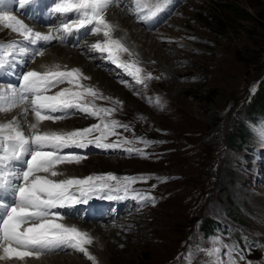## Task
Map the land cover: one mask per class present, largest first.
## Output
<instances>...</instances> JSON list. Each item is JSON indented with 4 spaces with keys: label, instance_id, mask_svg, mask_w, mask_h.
Returning a JSON list of instances; mask_svg holds the SVG:
<instances>
[{
    "label": "rangeland",
    "instance_id": "1",
    "mask_svg": "<svg viewBox=\"0 0 264 264\" xmlns=\"http://www.w3.org/2000/svg\"><path fill=\"white\" fill-rule=\"evenodd\" d=\"M36 4L21 12L35 17ZM132 7L130 0L117 6L138 28L134 47L115 35L132 53H121V59L137 61L141 75L151 73L153 78L144 87L111 62L105 69L120 95L88 86L113 98L95 103L116 108L110 118L129 125V131L117 129L121 138L154 143L124 146L143 149V157L94 145L63 152L84 157L77 164L79 177H148L132 187L150 193L156 203L144 206L97 195L64 210H77L84 220L123 225L117 235L129 244H116L110 262L101 264H184L186 250L196 249L201 251L195 252L193 264H207L210 258L203 250L214 247L221 249L225 262L264 264V115L244 121V139L233 134L264 79V0H172L170 10L148 23L130 14ZM87 34L82 30L79 36ZM156 97L162 109L149 102ZM63 120L75 125L70 130L99 122L76 110ZM250 120L256 125L250 126ZM230 135L232 141L227 140ZM115 140L112 136L108 142ZM207 218L217 225L207 229Z\"/></svg>",
    "mask_w": 264,
    "mask_h": 264
},
{
    "label": "snow or ice",
    "instance_id": "2",
    "mask_svg": "<svg viewBox=\"0 0 264 264\" xmlns=\"http://www.w3.org/2000/svg\"><path fill=\"white\" fill-rule=\"evenodd\" d=\"M130 2L133 5L129 9L130 14L148 23L158 14L170 10L172 0ZM35 3L36 0H0V30L7 29L16 34L12 40H0V74L18 65L35 62L36 56H45L46 45L53 41L63 43L67 37L83 29L102 37L90 46L91 51L107 53V58L135 83L147 87L145 81L152 79V74L142 76L143 69L137 61L121 59V53H132L113 37L114 26L107 19L110 8L124 4L125 0H55L51 13L58 16L60 24L47 32L13 14V6L26 13V6ZM36 45L40 47H34ZM41 67L45 70L22 72L16 85L0 83V262L27 264L28 258L39 259L43 255L71 249L83 254L92 264H100L88 247L93 244L94 237L87 229L65 223V214L58 210L87 203L97 195L108 199H131L144 206L155 204L156 198L133 189L134 184L146 182L148 177L143 175L137 180L113 173L87 177L67 174L59 166L78 164L84 157L77 153H64L63 150L84 149L89 145L100 149H121L138 142L147 148L154 142L142 138H121L117 129L129 131V125L110 118L116 108L95 103L96 99L112 101L113 98L85 85L83 81L91 77L80 68L69 69L67 65L62 68L60 64ZM53 89L57 90L53 92ZM149 102L161 109L164 106L160 97ZM115 103L122 106L118 99ZM69 110L97 118L99 122L74 130H56L44 124L45 121L55 123L65 119ZM57 113L60 115H55ZM112 136L117 140L108 142ZM124 150L145 156L141 148L129 146ZM198 251L201 250H195ZM203 251L210 258L207 264H236L231 259L225 262L219 248ZM195 252L186 250L184 264H193Z\"/></svg>",
    "mask_w": 264,
    "mask_h": 264
},
{
    "label": "bare ground",
    "instance_id": "3",
    "mask_svg": "<svg viewBox=\"0 0 264 264\" xmlns=\"http://www.w3.org/2000/svg\"><path fill=\"white\" fill-rule=\"evenodd\" d=\"M36 2V5H39V8L38 12L35 13V17L22 13L21 10L15 8V6H13V14H17L21 19H26L27 23L33 25L36 29L43 32H47L49 28H55L58 26L60 24V19L56 14L51 13V8L55 5V0H53L52 4H48L46 1L41 0H36ZM108 16L110 17L109 22L114 26L112 32L113 37L116 38V34L124 36L126 39L125 42H127L129 46L134 47V42L137 39V35L135 36L136 29L138 28H135L132 23L127 21L125 15L122 14L121 11H118L117 6L110 8ZM82 30H80V32ZM80 32L74 33L72 36L67 37L63 43L59 41H53L46 45L45 56H36L35 62H27L23 65H18L11 71L0 74V83L5 85H16L19 83L18 77L24 71L29 69L44 71L45 68L41 67V65L52 66L53 64H60L62 68L65 65H67L69 69L78 67L86 76L91 77V79L83 81L85 85L96 84L109 94L119 96V85L111 78L112 76L110 77V75H108L105 69L106 65L111 63V61L107 58L108 54L90 50V46L98 40H101L102 37L88 33L82 38L79 36ZM2 34H4V41H9L16 37V34L11 33L10 30L7 29L0 30V36ZM125 42H122V44ZM34 47H40V45H36ZM66 86L68 85H61L60 87ZM56 90L57 89H53V92ZM44 124L56 130H70L75 126L73 123L67 120L57 121L55 123L52 121H45ZM59 167L65 170L66 173L71 176L79 177L82 175L81 167L77 166V164H62ZM89 210H93L91 205L89 206ZM58 211L65 214V223L75 224L82 229H87L94 237V244L88 247L89 251L97 257V260L100 262V264L102 262H110V259L114 256L113 251L115 250L114 247L116 244H129L128 241H122L120 234L117 235L119 232L118 230L121 226H123L122 224L118 225V223H116L115 225L111 226L107 224V222L112 221L110 219L94 220L90 218L89 220H84V218L78 215L77 210L65 211L64 209H59ZM86 261L89 260L83 254L68 249L66 251H60L51 255H43L39 259L28 258L27 264H86ZM0 264H22V262H0Z\"/></svg>",
    "mask_w": 264,
    "mask_h": 264
},
{
    "label": "trees",
    "instance_id": "4",
    "mask_svg": "<svg viewBox=\"0 0 264 264\" xmlns=\"http://www.w3.org/2000/svg\"><path fill=\"white\" fill-rule=\"evenodd\" d=\"M249 106L250 107L248 108L249 110L247 116L239 121L238 125H236L234 128L233 134H236L234 137H238V139H241V136L243 139L245 138V134L247 131L246 125L244 124L245 120H247L248 118L254 119L256 115H264V79L259 83L254 96L250 100ZM232 139V135H230L229 137L227 136V140L232 141ZM205 221V227L207 229H209V227L212 225H217V221L215 222V220L212 218H207ZM236 241L238 242V239Z\"/></svg>",
    "mask_w": 264,
    "mask_h": 264
}]
</instances>
